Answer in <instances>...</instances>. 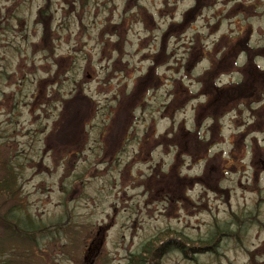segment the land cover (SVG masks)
<instances>
[{
    "label": "rangeland",
    "instance_id": "rangeland-1",
    "mask_svg": "<svg viewBox=\"0 0 264 264\" xmlns=\"http://www.w3.org/2000/svg\"><path fill=\"white\" fill-rule=\"evenodd\" d=\"M17 199L37 229L0 223V264L157 235L161 264H264V0H0V216Z\"/></svg>",
    "mask_w": 264,
    "mask_h": 264
},
{
    "label": "trees",
    "instance_id": "trees-1",
    "mask_svg": "<svg viewBox=\"0 0 264 264\" xmlns=\"http://www.w3.org/2000/svg\"><path fill=\"white\" fill-rule=\"evenodd\" d=\"M10 187L11 185L5 186V188L9 191L11 190ZM13 196L14 195H9V198L12 199ZM0 223L4 227V232L9 233L10 235L20 237L22 239H25L26 236H32L33 233L30 234L29 231L34 232L35 229H37L34 221H30L22 216L21 203L19 202V199L15 201L14 205L10 207L3 216H0ZM167 232L169 236L176 234L179 237H182V240L193 242L192 239L178 233L175 230H168ZM155 237L157 238H154V240L149 241L147 244H145V247H143L142 249V254H132L129 257L128 264H161V254L166 250L168 244L161 243L160 246H158L157 241L159 240V237L158 235ZM216 237H209V239L200 240V244L203 246L201 249L202 252H204L203 250L205 248H208L210 250H214L216 248ZM183 246H185V244H180L179 248L182 249ZM3 248V242H0V249ZM198 252L201 251L199 250Z\"/></svg>",
    "mask_w": 264,
    "mask_h": 264
}]
</instances>
